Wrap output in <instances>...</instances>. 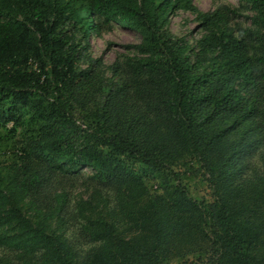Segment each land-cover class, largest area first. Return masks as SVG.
<instances>
[{"label":"trees","instance_id":"trees-1","mask_svg":"<svg viewBox=\"0 0 264 264\" xmlns=\"http://www.w3.org/2000/svg\"><path fill=\"white\" fill-rule=\"evenodd\" d=\"M237 1L0 0V249L12 261L264 264V0ZM179 12L194 28L175 30ZM116 26L139 41L109 63L92 56L89 34ZM80 168L92 193L67 207L60 183ZM66 216L80 221L70 240L49 222ZM80 239L85 254L69 243Z\"/></svg>","mask_w":264,"mask_h":264},{"label":"rangeland","instance_id":"rangeland-1","mask_svg":"<svg viewBox=\"0 0 264 264\" xmlns=\"http://www.w3.org/2000/svg\"><path fill=\"white\" fill-rule=\"evenodd\" d=\"M220 3H227L232 6H238L237 0H194V4L202 11H209L216 8V6ZM188 18V22L186 20ZM192 17L187 13H176L171 17V21L175 24V30H179L180 26H182V31L184 26H188L189 28H194L195 24L189 21ZM185 22V23H183ZM187 23V25H185ZM89 38L91 39V48L90 52L92 56H102L103 59L109 63L113 60L116 54L123 52L122 46L125 44L137 43L139 41V37L136 32L120 28L114 27L109 32L103 33L101 37H96V35L89 34ZM92 176V171L87 168H80V172L77 176L73 174L65 175L64 183H60L61 187L65 188V192L70 194L71 203L67 204V207L75 208V204L73 206V200L77 201L82 198L84 200L88 199L89 195L92 193V187L88 184L90 183L89 177ZM149 187H151L152 191H155L156 183L148 179ZM189 188L196 197L199 198H208L209 191L206 186L200 185L198 179L186 180ZM91 184V183H90ZM100 201L102 204H105L104 208L108 209L109 216L112 215V220L119 219L118 209L115 207V202L113 201V195L107 194L105 191H102L100 194ZM92 213H95V209H91ZM26 215L34 221V211L28 210ZM67 219L66 224H63L62 220L51 219L49 222L51 224L52 230L54 229L56 232L61 233L62 235L68 237L70 240L73 236H78L79 224L76 223L74 225V220H68L69 216L65 217ZM81 241V239H80ZM79 241V242H80ZM72 245H78L76 247L77 251L85 254L88 252L92 243H85V241H81L80 243L74 244V242H69ZM10 254L8 251L0 249V262L8 261L10 264H23L22 262L12 261L10 258ZM164 264H202L200 260L196 258L195 255H186L185 257H177L170 261H167Z\"/></svg>","mask_w":264,"mask_h":264}]
</instances>
